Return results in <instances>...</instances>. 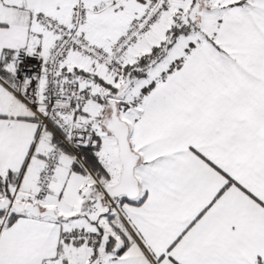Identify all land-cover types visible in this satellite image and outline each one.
I'll return each instance as SVG.
<instances>
[{
	"label": "snow or ice",
	"instance_id": "obj_1",
	"mask_svg": "<svg viewBox=\"0 0 264 264\" xmlns=\"http://www.w3.org/2000/svg\"><path fill=\"white\" fill-rule=\"evenodd\" d=\"M0 264H264V0H0Z\"/></svg>",
	"mask_w": 264,
	"mask_h": 264
}]
</instances>
